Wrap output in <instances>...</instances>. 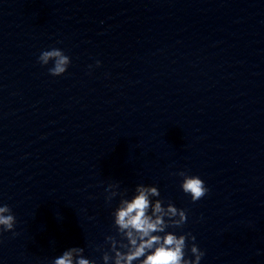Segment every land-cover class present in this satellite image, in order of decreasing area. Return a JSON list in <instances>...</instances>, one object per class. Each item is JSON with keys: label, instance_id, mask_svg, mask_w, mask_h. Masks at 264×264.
Segmentation results:
<instances>
[{"label": "clouds", "instance_id": "obj_1", "mask_svg": "<svg viewBox=\"0 0 264 264\" xmlns=\"http://www.w3.org/2000/svg\"><path fill=\"white\" fill-rule=\"evenodd\" d=\"M38 62L41 66L52 62L49 74L59 77L66 73L71 59L63 50L52 48L42 51ZM96 65L99 66L100 61ZM177 175L183 178L180 187L191 197L192 202L199 201L208 193V188L199 176L183 171ZM118 188L119 184H110L105 189L108 193L107 200L111 201L117 195L121 197L112 213L120 240L111 235L105 237L110 247L103 251V264H200L205 253L194 243L195 236L191 233L177 235L166 231L169 227L179 228L186 223V210L177 208L172 202L165 206L161 199L153 201V197L160 196L156 186L137 185L131 199L125 198L124 192L116 191ZM16 223L12 209L7 204L0 206V234L12 232L16 235ZM188 241H193L190 253L194 259L186 258ZM52 264H95V261L85 258L84 248L71 247L55 258Z\"/></svg>", "mask_w": 264, "mask_h": 264}]
</instances>
